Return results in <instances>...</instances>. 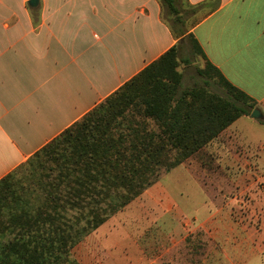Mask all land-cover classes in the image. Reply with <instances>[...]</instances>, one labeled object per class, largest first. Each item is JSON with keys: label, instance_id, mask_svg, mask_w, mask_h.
<instances>
[{"label": "trees", "instance_id": "16d2710c", "mask_svg": "<svg viewBox=\"0 0 264 264\" xmlns=\"http://www.w3.org/2000/svg\"><path fill=\"white\" fill-rule=\"evenodd\" d=\"M159 1L178 43L32 155L38 165H20L38 173L21 196L10 195L19 167L0 180V264H81L85 237L256 107L186 23L218 1ZM187 42L206 61L192 86L178 69Z\"/></svg>", "mask_w": 264, "mask_h": 264}, {"label": "crops", "instance_id": "0c3cea01", "mask_svg": "<svg viewBox=\"0 0 264 264\" xmlns=\"http://www.w3.org/2000/svg\"><path fill=\"white\" fill-rule=\"evenodd\" d=\"M188 1H218L190 32L264 115V0ZM179 40L159 0H0V180Z\"/></svg>", "mask_w": 264, "mask_h": 264}, {"label": "rangeland", "instance_id": "374dc122", "mask_svg": "<svg viewBox=\"0 0 264 264\" xmlns=\"http://www.w3.org/2000/svg\"><path fill=\"white\" fill-rule=\"evenodd\" d=\"M181 57L188 60L178 67L183 86L201 84L203 56L187 42ZM234 123L85 237L74 249L80 263L264 264V143L253 144L264 141V118ZM23 165L38 164L32 156ZM32 168L14 171L11 196H21L37 176ZM97 244L106 248L93 258Z\"/></svg>", "mask_w": 264, "mask_h": 264}, {"label": "water", "instance_id": "95a60500", "mask_svg": "<svg viewBox=\"0 0 264 264\" xmlns=\"http://www.w3.org/2000/svg\"><path fill=\"white\" fill-rule=\"evenodd\" d=\"M40 3V0H28V4L31 7H37ZM251 116L255 119H262L263 118V113L260 108L256 107L253 109Z\"/></svg>", "mask_w": 264, "mask_h": 264}]
</instances>
